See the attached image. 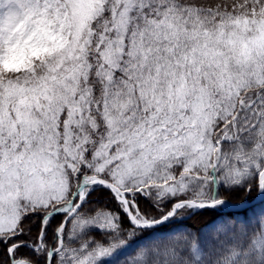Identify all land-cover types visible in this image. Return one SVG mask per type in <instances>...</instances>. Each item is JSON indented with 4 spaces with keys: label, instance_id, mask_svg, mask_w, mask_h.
Masks as SVG:
<instances>
[{
    "label": "snow or ice",
    "instance_id": "1",
    "mask_svg": "<svg viewBox=\"0 0 264 264\" xmlns=\"http://www.w3.org/2000/svg\"><path fill=\"white\" fill-rule=\"evenodd\" d=\"M0 264H264V0H0Z\"/></svg>",
    "mask_w": 264,
    "mask_h": 264
},
{
    "label": "trees",
    "instance_id": "2",
    "mask_svg": "<svg viewBox=\"0 0 264 264\" xmlns=\"http://www.w3.org/2000/svg\"><path fill=\"white\" fill-rule=\"evenodd\" d=\"M255 195H253V197H251L250 199H254ZM240 198L239 196L233 200V203H240ZM145 207H147V205H144ZM258 205L254 206V207H258ZM213 220V217L211 216H203V217H193L191 220L187 221L188 225L193 226L194 228H202L205 225L211 223V221Z\"/></svg>",
    "mask_w": 264,
    "mask_h": 264
},
{
    "label": "water",
    "instance_id": "3",
    "mask_svg": "<svg viewBox=\"0 0 264 264\" xmlns=\"http://www.w3.org/2000/svg\"><path fill=\"white\" fill-rule=\"evenodd\" d=\"M257 204H258V202H257ZM255 205H256V204L252 205V207L255 206Z\"/></svg>",
    "mask_w": 264,
    "mask_h": 264
}]
</instances>
